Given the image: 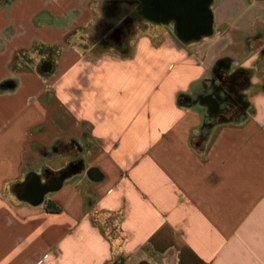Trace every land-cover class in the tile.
Listing matches in <instances>:
<instances>
[{
	"label": "crops",
	"instance_id": "0c3cea01",
	"mask_svg": "<svg viewBox=\"0 0 264 264\" xmlns=\"http://www.w3.org/2000/svg\"><path fill=\"white\" fill-rule=\"evenodd\" d=\"M207 10L201 36L88 47L96 0L0 1V264H264V0ZM37 42L49 77L11 68ZM218 61L249 75L238 119L197 100Z\"/></svg>",
	"mask_w": 264,
	"mask_h": 264
},
{
	"label": "flooded vegetation",
	"instance_id": "af4514ba",
	"mask_svg": "<svg viewBox=\"0 0 264 264\" xmlns=\"http://www.w3.org/2000/svg\"><path fill=\"white\" fill-rule=\"evenodd\" d=\"M116 14L122 11L125 3L128 16L124 21L108 24L104 38L114 45L123 46L130 30L139 17L156 23L172 24L179 35L197 37L210 32V13L207 10L209 0H115ZM223 62V63H222ZM229 63L221 61L214 68L209 79L208 90L202 93L198 101L209 117L216 119L232 118L239 114L237 110L245 108L240 88L243 77L236 73H226Z\"/></svg>",
	"mask_w": 264,
	"mask_h": 264
},
{
	"label": "rangeland",
	"instance_id": "374dc122",
	"mask_svg": "<svg viewBox=\"0 0 264 264\" xmlns=\"http://www.w3.org/2000/svg\"><path fill=\"white\" fill-rule=\"evenodd\" d=\"M109 3H110V1H108V0H96L97 8H98V10L103 11V16L101 18H99V20L97 21V23L95 24L94 27L87 29L85 31H80L78 34L73 35L71 38L73 42H75L77 44H82V45L88 46V47L98 46L101 43L102 44L100 46H102V47H107V45H114V43L108 42L104 38V32H105V29L107 27L106 23H108V22L117 23V22L124 21L125 19H127L128 7L125 3H123L122 11L120 13L116 14V12H117L116 7H114L116 5L112 4L111 8H108L107 5ZM158 27H159V25H157L155 22L150 21L148 19H145L144 17H139L137 19V21L134 23V25L132 26L130 33H129L128 37L126 38V41H125L123 46H127V47L132 46L133 40L139 34L144 33V32L159 31ZM220 62L221 61H218L217 63H220ZM216 65H215V67H216ZM224 68H225L226 73L236 72V73L240 74L241 76L243 74L240 71H238V69H234L230 65H228V66L226 65ZM212 75H213V73L210 75V77ZM242 77H243V84L240 88V95H241V99H243V101H245L246 100L245 87H246L247 81H246V78L244 76H242ZM237 111H239V114H237L236 116H233L232 118H236V117H237V119L240 118L241 112L245 111V109L237 110ZM104 226L113 235H115L118 232V226H117L115 220H112L110 218L105 219L104 220Z\"/></svg>",
	"mask_w": 264,
	"mask_h": 264
},
{
	"label": "trees",
	"instance_id": "16d2710c",
	"mask_svg": "<svg viewBox=\"0 0 264 264\" xmlns=\"http://www.w3.org/2000/svg\"><path fill=\"white\" fill-rule=\"evenodd\" d=\"M1 1V0H0ZM114 1L110 2L107 6L111 8ZM112 23V22H111ZM110 22L106 23L111 24ZM70 39V36L67 37V41ZM61 53L60 45H47L44 43H35L30 49H20L15 52L11 68L18 71H36L43 77L51 76L56 68L58 58ZM246 78L247 84L249 83V75L246 70L238 69ZM246 88V87H245ZM189 99L188 95H181L179 100L183 104H187ZM249 106L248 101H245V108ZM47 209L52 211H57L58 207L53 204L52 201L47 202Z\"/></svg>",
	"mask_w": 264,
	"mask_h": 264
},
{
	"label": "water",
	"instance_id": "95a60500",
	"mask_svg": "<svg viewBox=\"0 0 264 264\" xmlns=\"http://www.w3.org/2000/svg\"><path fill=\"white\" fill-rule=\"evenodd\" d=\"M211 2L212 0H209L208 5ZM47 190V187L41 183L39 177L33 176L24 188V195H29L32 202L39 203L43 200Z\"/></svg>",
	"mask_w": 264,
	"mask_h": 264
}]
</instances>
